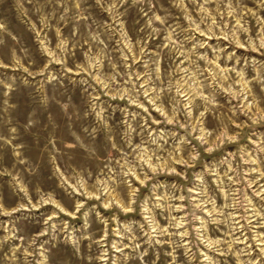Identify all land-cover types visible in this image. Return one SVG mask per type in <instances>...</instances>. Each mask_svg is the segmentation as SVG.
Returning a JSON list of instances; mask_svg holds the SVG:
<instances>
[{"label":"rangeland","instance_id":"1","mask_svg":"<svg viewBox=\"0 0 264 264\" xmlns=\"http://www.w3.org/2000/svg\"><path fill=\"white\" fill-rule=\"evenodd\" d=\"M0 264H264V0H0Z\"/></svg>","mask_w":264,"mask_h":264}]
</instances>
